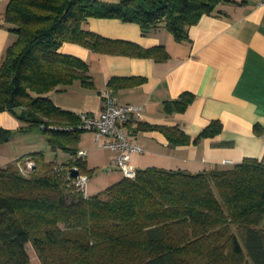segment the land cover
Instances as JSON below:
<instances>
[{"label":"trees","instance_id":"obj_1","mask_svg":"<svg viewBox=\"0 0 264 264\" xmlns=\"http://www.w3.org/2000/svg\"><path fill=\"white\" fill-rule=\"evenodd\" d=\"M247 1L8 0L4 18L15 38L0 62V111L20 120L21 132L40 127L50 149L68 156L57 162L33 151L0 166V264H30L27 243L40 264H264V162L245 158L198 172L137 168L134 177L86 196L70 173L73 167L92 173L77 154L78 113L45 95L75 80L92 84L87 62L61 52L63 43L108 54L166 55L161 45L144 48L93 32L85 27L88 18L133 22L143 33L165 27L182 40L188 26L220 3ZM180 97L172 102L178 110L192 95ZM148 127L170 143L189 140L177 126ZM220 130L212 120L199 136ZM11 136L0 128V142ZM27 159L33 166L26 174L19 165Z\"/></svg>","mask_w":264,"mask_h":264},{"label":"crops","instance_id":"obj_2","mask_svg":"<svg viewBox=\"0 0 264 264\" xmlns=\"http://www.w3.org/2000/svg\"><path fill=\"white\" fill-rule=\"evenodd\" d=\"M7 2L0 0V62L15 38L4 18ZM85 27L144 48L161 45L166 51L164 57L152 58L101 53L63 43L61 52L87 62L92 84L86 87L75 80L64 89L45 94L56 106L74 113L99 112L100 92L105 87L112 89L120 104L142 105L141 120L132 124L135 138L131 141L143 148L131 154L136 168L198 172L230 167L245 158L264 162V0L220 3L213 13L188 26L182 40L165 27L143 33L136 23L116 18H88ZM111 79L115 81L109 86ZM186 92L192 95L191 101L182 110L174 108L172 102ZM212 120L220 121L221 130L213 136H199ZM21 124L9 112L0 111V128L12 131L10 139L0 142V166L30 153L23 150L26 137L17 133ZM151 125L177 126L189 140L170 143L160 130L148 127ZM84 131L77 149L86 151L84 160L92 169L84 188L88 196L122 174L117 169L107 171L115 153L102 146L104 138L95 140L91 131ZM85 134L91 135L89 142ZM96 169L110 176L102 180L110 183L101 190L89 185L90 178L99 174ZM89 189L94 192L87 194Z\"/></svg>","mask_w":264,"mask_h":264},{"label":"built area","instance_id":"obj_3","mask_svg":"<svg viewBox=\"0 0 264 264\" xmlns=\"http://www.w3.org/2000/svg\"><path fill=\"white\" fill-rule=\"evenodd\" d=\"M100 98L102 106L99 112H78L79 127L91 131L95 136V140L104 138L102 146L115 153L112 165L107 167L108 172L117 169L122 176L134 177L137 168L131 163V154L142 152L143 148L137 142L131 141L135 138L132 124L141 120L143 106L120 104L109 87H105L100 92ZM77 154L84 158L86 151L78 150ZM32 164L33 162L27 159L19 167L23 173H26L32 167ZM74 179L76 188L84 192L88 175L79 173Z\"/></svg>","mask_w":264,"mask_h":264},{"label":"rangeland","instance_id":"obj_4","mask_svg":"<svg viewBox=\"0 0 264 264\" xmlns=\"http://www.w3.org/2000/svg\"><path fill=\"white\" fill-rule=\"evenodd\" d=\"M83 132H85V131L83 130ZM17 133L20 136L26 137V142H25L26 144H23V146H24L23 150L26 149V150H28L27 152L43 151L45 156L49 160H56L57 162L64 161L66 156H68V155H65L64 153H62V151H60V150L58 151L57 155H55V153L50 149L48 142H47V139H46V136L40 127H32L25 132H17ZM84 137H85V140L89 142L91 135L85 134ZM23 162H24V160L22 161V163ZM32 166H33V164H32ZM98 171H99V174H97V173L94 174L89 180L90 186H91V184H94V188H95L94 190H97V189L101 190L102 188H104V186H107L108 182H109V181L108 182L102 181V180H106V178L110 177L107 174V172H105L103 170H102L103 172H101V169L97 170V172ZM27 173L28 172H26V174ZM92 192H94V191L89 189L87 191V194H91ZM25 247H26V251L28 254L30 264H40V262L36 256L33 248L31 247V245L29 243H27Z\"/></svg>","mask_w":264,"mask_h":264},{"label":"water","instance_id":"obj_5","mask_svg":"<svg viewBox=\"0 0 264 264\" xmlns=\"http://www.w3.org/2000/svg\"><path fill=\"white\" fill-rule=\"evenodd\" d=\"M71 176L76 177L79 174V171L76 168L70 169Z\"/></svg>","mask_w":264,"mask_h":264}]
</instances>
